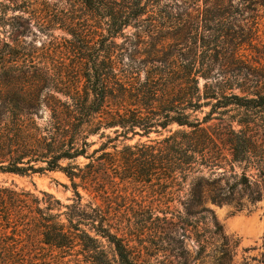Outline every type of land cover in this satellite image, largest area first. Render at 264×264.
Wrapping results in <instances>:
<instances>
[{"label":"trees","instance_id":"obj_1","mask_svg":"<svg viewBox=\"0 0 264 264\" xmlns=\"http://www.w3.org/2000/svg\"><path fill=\"white\" fill-rule=\"evenodd\" d=\"M233 1L202 0L203 10H226ZM80 2L85 20L101 24L96 41L67 31L70 50L83 65L81 83L0 89V174L58 172L72 190L65 204L46 192L0 186V264H20L23 238L31 235L64 254L79 249L91 264H139L118 235L130 229V221L122 226L110 200L121 183L141 191L156 186L162 197L174 199L187 187L182 214L163 212L155 216L161 225L147 227L150 217L143 228L170 234L190 229L197 249L193 264H233L234 247L211 211L201 207L202 189L211 186L202 172L221 169L225 145L231 163L247 162L253 146L246 133L250 124H226L224 144L206 125L216 108L264 110V65L245 64L241 44L228 39L225 25L217 31L207 25L215 24L213 19H200L201 0ZM129 28L134 33H127ZM5 47L9 53L6 57L0 50V75L18 62L15 47ZM162 131L167 135L149 139ZM135 137L148 140L133 145L119 140ZM242 180L237 186L246 188ZM80 191L90 200L84 202ZM211 201L221 205L230 197L214 194ZM147 211L152 216L153 210ZM167 245L175 257L188 258L181 241L171 238Z\"/></svg>","mask_w":264,"mask_h":264},{"label":"rangeland","instance_id":"obj_2","mask_svg":"<svg viewBox=\"0 0 264 264\" xmlns=\"http://www.w3.org/2000/svg\"><path fill=\"white\" fill-rule=\"evenodd\" d=\"M160 10V5L154 3ZM201 0L200 19H213L215 24H207L219 31L225 25L228 39L241 44L239 56L248 66L264 65V3L259 0H234L228 9L204 11ZM86 12L80 0H0V50L3 56L8 55L9 48L15 47L18 57L16 67L7 65L0 75V89L3 91L32 90L37 87H64L81 83L82 62L73 56L70 50L72 37L68 29L79 34H87L90 40L96 41L101 32V24L96 18L85 20ZM147 15L142 19H146ZM205 23V22H203ZM127 33H134L129 28ZM8 57V56H6ZM221 102H224L221 99ZM221 106L218 104L217 107ZM203 111H208L204 109ZM213 120L206 126L211 133L224 144L225 125L241 120L250 125L246 133L253 140L249 160L242 163H231L228 146H223L221 169L213 175L203 171L211 186H204L201 192V207L210 210L215 223L220 227L230 246H233V264H262L264 254V110H237L234 107L216 108ZM202 117V114H198ZM173 130L176 127L172 128ZM112 131V130H111ZM110 133V132H106ZM112 136V133H110ZM151 134L149 139L162 138ZM95 140V138H92ZM123 144L133 145L147 141L145 137H135ZM222 174V175H221ZM245 177L246 188L237 186ZM0 186L15 190L39 194L49 193L62 203H68L72 197L69 181L58 172L29 177L0 174ZM179 198H168L160 195L156 186L138 189L135 185L118 184L110 200L118 209L122 226L130 221V229L121 236L131 252V257L139 264H193L196 244L190 229H176L175 233H165L160 229L146 230L143 220H151L147 227L159 226L155 216L162 217L163 212L174 213L183 210L184 194L182 189ZM156 191V192H154ZM84 202L89 201L87 194L80 191ZM157 193V194H156ZM220 194L230 197V201L221 205L212 203L211 197ZM147 209H152V216ZM168 217H171L168 215ZM174 217V216H173ZM172 217V218H173ZM179 218H173L178 223ZM210 216H207L209 223ZM206 221L203 220L202 223ZM209 226L211 224L209 223ZM173 238L183 243L188 252L186 260L179 259L167 251L168 243ZM22 252L24 259L20 264H91L84 252L76 249L64 254L52 247L39 244L36 236L23 238ZM235 245V246H234ZM105 247L108 250L107 245ZM232 248V247H231Z\"/></svg>","mask_w":264,"mask_h":264}]
</instances>
